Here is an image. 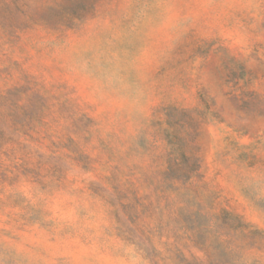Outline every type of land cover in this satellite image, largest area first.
Instances as JSON below:
<instances>
[{"label": "rangeland", "instance_id": "obj_1", "mask_svg": "<svg viewBox=\"0 0 264 264\" xmlns=\"http://www.w3.org/2000/svg\"><path fill=\"white\" fill-rule=\"evenodd\" d=\"M0 264H264V0H0Z\"/></svg>", "mask_w": 264, "mask_h": 264}]
</instances>
